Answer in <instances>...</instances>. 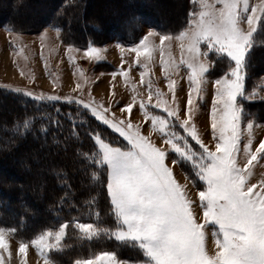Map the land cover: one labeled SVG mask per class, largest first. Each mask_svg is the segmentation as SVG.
<instances>
[{
	"label": "snow or ice",
	"instance_id": "obj_1",
	"mask_svg": "<svg viewBox=\"0 0 264 264\" xmlns=\"http://www.w3.org/2000/svg\"><path fill=\"white\" fill-rule=\"evenodd\" d=\"M191 2L198 4L199 10L190 12L187 29L175 36H159L162 46L174 38L180 41V65H184L189 72L187 81L190 90L185 108L181 110L178 102L176 107L170 108L163 101L153 107L178 122L183 134L194 141L201 151H193L183 134L169 131L171 123L168 119L152 115L149 117L152 127L163 134L164 143L177 154L170 165L166 164L167 151L141 135L139 128L130 120L127 123L118 122L114 116L108 117L107 109L100 110L91 103L65 98V103H78L89 110L95 119L118 133L127 143L126 147L114 145L106 141L100 132H88L98 146V159L94 163L106 170L109 212L114 224L111 229H105L91 222L65 221L58 230L45 231L31 240L21 239L19 254L26 255L29 246L41 255H45V249H58L66 230L74 227L82 238L89 241L108 233L122 244L138 247L143 256L142 260L124 261L119 259L116 252H101L83 257L77 264H264V181L259 186L249 182L254 162L264 158V140L253 150L249 139L243 149L246 163L241 166L238 161L242 154L240 125L243 119L238 98L246 96L245 69L249 66L254 34L264 27V0L256 5L251 4L250 0ZM154 35L156 33L150 31L137 47L131 49L137 58L142 55L151 58L147 41ZM202 46L207 50H202ZM210 53L219 54L231 62L227 71L214 81L210 128L215 150L203 142L193 123L196 110L193 94L197 101L202 98L208 82L206 74L211 66L204 63L201 57L208 58ZM85 56L98 60L100 49L89 47L85 50ZM161 62L166 68L169 66L163 59ZM172 66L179 68V65ZM144 75L141 72L142 78ZM167 86L176 102V81L169 80ZM28 95L32 96L31 93ZM156 95L159 97L161 93L157 92ZM33 98L37 101L61 100L58 95ZM148 100L149 103L152 100L151 82ZM133 108L134 105L130 103L121 111L130 117ZM145 108L146 104L142 101L140 109ZM182 111L186 118H181ZM144 115L149 116L146 111ZM67 118L73 121L75 132L74 117L68 113ZM54 124L59 125L60 121L56 120ZM247 128L250 131L253 124L248 123ZM179 141H183V145ZM184 161L191 162L196 169L194 175L203 185L198 190L203 222L197 220L192 208L193 201L174 178L173 168ZM209 226H215L212 235L217 250L214 255H209L206 250L205 229ZM5 231L8 230L0 228V248L7 250ZM45 264H49L47 257Z\"/></svg>",
	"mask_w": 264,
	"mask_h": 264
},
{
	"label": "rangeland",
	"instance_id": "obj_2",
	"mask_svg": "<svg viewBox=\"0 0 264 264\" xmlns=\"http://www.w3.org/2000/svg\"><path fill=\"white\" fill-rule=\"evenodd\" d=\"M140 1L143 4L151 2L154 4L157 11L161 9L166 15L177 14L178 17H180L181 8L184 5L183 1H177L171 5L168 4V0ZM118 2H121V0H105L100 2L96 7L92 6L94 12L97 13L96 19L99 21L103 19L104 21V19L115 18L118 27L132 28L136 22L130 16L126 19H123L122 17L120 18V15L118 14ZM209 2H211V0H209ZM259 2L260 0H250V3L253 5L258 4ZM9 3V0H0V8H5ZM50 6L51 5H49V7ZM217 7H219V5H217ZM194 9L199 10V5L194 4L189 0L188 15ZM47 10L48 6H44L43 0H38L35 3H26L19 9H13L12 13L24 17V20L30 24V22L34 23L33 20H35L34 17L36 14H45ZM96 19L92 21L90 20L89 23H97L98 20ZM190 19L191 17L187 20L183 30L187 29ZM98 24L100 23L98 22ZM143 28V34L136 42L124 43L118 39L107 36L106 40L100 43L87 40L82 44L79 42L77 43L76 40L70 41L67 39V41L58 26H47L40 32L36 33H23V31L13 30L2 26L0 27V89L7 92L21 94L32 99L39 95L60 96V101L45 100L54 103L60 102L67 104L64 102V99L71 97L73 99L91 103L100 110L107 109V115L109 118H113L114 116L118 122L123 121L125 123L130 120L134 126L139 128L141 135L146 136L156 146L166 150L168 153L166 164L170 165L171 161L177 158V154L171 150L170 145L164 143L165 137L158 131V129L152 127L149 117L152 115L163 116L171 123L169 131L183 134L182 129L179 128L178 122L172 121L171 118L166 116V113L153 107V105L159 101H163L166 102L167 106L170 108H174L177 106L178 102L179 107L183 110L190 90L187 81V75L189 72L184 65H180V41L174 38L171 41H166L162 46L160 45L159 36L160 34L168 33H162L160 31L158 33L155 28L150 26H145ZM244 28L247 30L246 24L244 25ZM260 30L261 27L258 31ZM150 31L156 33V35L149 37V40L147 41L151 58L149 59L146 55L137 58L135 52L131 51V49L137 47L139 41ZM178 33L173 34V36ZM257 33L254 34L253 46L257 41ZM185 45H187V41H185ZM89 47H97L100 49V58L98 60L85 56V50ZM162 48L163 57L161 56ZM202 50L206 51L207 49L202 46ZM141 51H143V49H141ZM261 56L262 55L258 56L257 60L261 61V58H259ZM138 59L139 64H137ZM162 59L169 64L167 68L165 67V64H162ZM201 60L211 66L209 73L206 74L208 82L202 98L197 101L196 95L193 94L196 109L193 123L195 124L197 132L203 142L211 150H215V141L213 140L212 130L210 128V109L214 98V81L227 71L231 62L216 53H210L208 58L201 57ZM173 64L179 65V68L177 69L172 66ZM216 64L221 70V73H216ZM107 69L109 70L107 71ZM141 72L145 73L143 78L141 77ZM113 73L116 74L115 77L113 76ZM122 73H126V75ZM245 73L246 96L238 98V102L242 105L243 109V119L240 125V148L242 154L238 157L241 166L246 163L243 149L247 141L251 139L252 148L255 150L259 142L264 140V121H258L245 109L248 102L264 101V74L256 76L248 85L247 68L245 69ZM142 79L143 83L141 82ZM169 80L176 81V102H174L172 91L167 86ZM149 82H151L152 93V100L150 103L148 100ZM157 92L161 93L159 97L156 95ZM28 93H31L32 96H29ZM142 101L146 104L144 110L140 109V103ZM130 103L134 105V108L132 115L129 117L128 114L121 111V109ZM68 105L74 106L77 110L84 109L78 103ZM4 106L5 104L1 102L0 107L4 108ZM86 111L90 114L89 110ZM145 111L149 114L148 117L144 115ZM255 111L257 112L259 109H253L251 111L253 115ZM181 118H186V114L183 113V111L181 113ZM96 121L110 131V133H100L106 141H109L114 145L127 146L126 141H124L118 133L114 132L97 119ZM248 123L253 124V128L250 131L247 128ZM183 135L184 139L188 140L193 151H201L199 146L195 145L194 141H191L186 134ZM179 143L183 145V141H179ZM95 146L98 151V146ZM29 149L30 152L34 151L32 148ZM30 152L29 154H31ZM23 158L24 154L19 160ZM46 169L48 168L44 165L38 170L40 173H44ZM195 172L196 169L192 166L191 162L188 161H184L173 168L174 178L186 190L189 199L193 201L192 208L197 220L203 222V212L199 207L198 197V190L202 189L203 185L194 175ZM0 176L2 177L1 170ZM105 176L104 192L107 205L102 208L103 206L101 203L103 201L101 199H89V202L83 203L82 205V212L80 215H83V218L80 221L91 222L102 228L111 229L114 220L109 212L110 204L106 190V171ZM10 180L13 181L14 179L10 178ZM39 180H42V178L36 176L30 184V189H35V193H38L37 187ZM262 181H264V158L260 159L258 162H254L249 182L259 186ZM257 190H259V188ZM40 212L41 210L38 208L34 210L36 216H40ZM76 219H78V217L72 221H75ZM63 222L57 226L45 227L28 238L19 237L15 235L11 229L0 226V228L8 230L5 231V240L8 244V248L7 250L0 248V264H45L46 257L49 258V264H77V261L81 258L101 252H116L119 259L124 261L143 259L142 252L138 247L122 244L121 242L116 241L108 233H103L100 237L89 241L82 238L80 233L74 227H70L66 230V236L61 241L58 249H53L51 251L45 249V255H41L34 247L29 246L26 255L18 253L21 239L31 240L37 238L45 231L58 230ZM214 227L215 226H209L205 229L206 250L209 255H214L217 250L215 247V238L212 235ZM109 240L113 241V248ZM66 251L71 253L69 259L65 261L67 263L61 262L60 258L54 256V254ZM126 252H129V254Z\"/></svg>",
	"mask_w": 264,
	"mask_h": 264
},
{
	"label": "trees",
	"instance_id": "obj_3",
	"mask_svg": "<svg viewBox=\"0 0 264 264\" xmlns=\"http://www.w3.org/2000/svg\"><path fill=\"white\" fill-rule=\"evenodd\" d=\"M9 1L5 8H0V27L36 33L47 26H58L66 40L82 44L87 40L100 43L107 36L124 43L136 42L145 26L175 34L184 29L190 17L189 0H168L169 5L183 1L180 17L166 15L161 9L157 11L151 2L121 0L122 3L117 4L120 18L130 16L136 24L132 28H120L115 18L96 19L97 13L92 6L96 7L105 0H43L48 10L45 14H36L34 23L29 24L12 11L38 0ZM94 19L98 20L97 23L90 24ZM260 55L261 61L257 60ZM248 60L249 85L256 76L264 74V27L257 33ZM215 70L221 73L217 64ZM1 102L5 106L0 107V226L11 229L19 237L28 238L45 227L57 226L77 217L76 220H81L82 205L89 199H101L104 208L107 205L104 192L106 170L94 163L98 151L88 132L105 134L103 132L110 131L86 110H77L72 105L37 101L0 89ZM245 109L258 121H264V101L248 102ZM253 109L259 111L253 115ZM68 113L74 117L75 132L73 121L67 118ZM56 120L60 121L59 125L54 124ZM29 148L34 151L30 152ZM23 154L24 158L19 160ZM44 165L48 169L40 173L38 169ZM36 176L42 178L38 193L30 189ZM36 208L41 210L40 216L34 214ZM109 242L113 248V241ZM70 255L69 251L54 254L63 263H67Z\"/></svg>",
	"mask_w": 264,
	"mask_h": 264
},
{
	"label": "bare ground",
	"instance_id": "obj_4",
	"mask_svg": "<svg viewBox=\"0 0 264 264\" xmlns=\"http://www.w3.org/2000/svg\"><path fill=\"white\" fill-rule=\"evenodd\" d=\"M10 31V30H9ZM158 31V30H157ZM24 33V32H23ZM158 33H159V31H158ZM109 64V63H108ZM108 67V66H107ZM110 69V68H109ZM109 69H107V71L109 70ZM38 262V261H37Z\"/></svg>",
	"mask_w": 264,
	"mask_h": 264
}]
</instances>
